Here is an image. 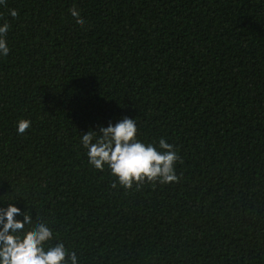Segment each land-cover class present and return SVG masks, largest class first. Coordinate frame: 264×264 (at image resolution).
<instances>
[{
    "label": "trees",
    "instance_id": "trees-1",
    "mask_svg": "<svg viewBox=\"0 0 264 264\" xmlns=\"http://www.w3.org/2000/svg\"><path fill=\"white\" fill-rule=\"evenodd\" d=\"M4 21L0 207L80 264H264V0H7ZM125 116L178 181L88 163L80 135Z\"/></svg>",
    "mask_w": 264,
    "mask_h": 264
},
{
    "label": "clouds",
    "instance_id": "clouds-1",
    "mask_svg": "<svg viewBox=\"0 0 264 264\" xmlns=\"http://www.w3.org/2000/svg\"><path fill=\"white\" fill-rule=\"evenodd\" d=\"M6 3L7 0H0V7ZM8 14L15 17L17 11L9 8ZM70 14L78 26L84 25L78 11L72 9ZM8 31V22L0 23V58L9 53ZM30 126V120H18L17 134H23ZM80 143L87 149L88 163L93 168L103 171L107 165L116 178L112 187L117 183L131 188L145 181L169 183L179 179L175 172L180 160L178 150L164 138L156 143L138 139L133 118L125 116L115 124L109 122L98 130L87 131L80 135ZM0 264H80V261L75 251L54 236L47 223L35 222L28 209L22 211L9 203L0 207Z\"/></svg>",
    "mask_w": 264,
    "mask_h": 264
}]
</instances>
